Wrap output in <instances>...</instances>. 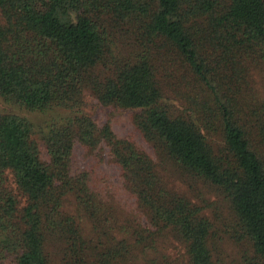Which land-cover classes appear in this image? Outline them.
<instances>
[{"label":"trees","instance_id":"1","mask_svg":"<svg viewBox=\"0 0 264 264\" xmlns=\"http://www.w3.org/2000/svg\"><path fill=\"white\" fill-rule=\"evenodd\" d=\"M173 55L194 95L170 102L159 66L173 78ZM263 75L264 0H0V98L44 116L0 112V264H179L159 249L168 234L185 264H264ZM85 91L132 111L163 169L209 185L227 223L84 113ZM74 143L105 148L142 221L117 224L72 166ZM225 240L236 258L217 251Z\"/></svg>","mask_w":264,"mask_h":264},{"label":"rangeland","instance_id":"2","mask_svg":"<svg viewBox=\"0 0 264 264\" xmlns=\"http://www.w3.org/2000/svg\"><path fill=\"white\" fill-rule=\"evenodd\" d=\"M168 51H170V49H168ZM173 58L176 62L175 65L178 66L179 69L176 72V75L172 78L167 76L166 71H162L164 67L160 65V76H164L163 78H160V86L162 90L166 92L167 97L170 98V102H172L175 97L186 98L189 96L192 98L194 94L188 95V91H186V87L184 86L185 82L187 83L190 81L189 74L183 64H181L182 62L180 63L177 56L173 55ZM255 79L257 80L256 77ZM82 110L84 113L88 114L96 124L100 125L103 122H107L115 136L118 138L129 139L136 147L144 151L156 164L157 172L163 175V178H165L164 180L169 185H172L176 192L185 194L191 201L193 200L206 205L203 210L215 223H227V220L225 219H228L229 216L227 217V210L221 201V196H219L209 185L205 182L197 184L194 178L187 176L175 165L173 166L168 163L167 168L169 169H163L162 163L160 164L156 152L152 149L149 143L142 139L141 135L132 124V111L121 108L102 107L88 91H85L83 95ZM0 112L14 113L34 121H43L44 118L42 114L30 112L15 105L4 103L1 98ZM58 113L66 112L63 110H56L54 112V114ZM46 115L48 116V114ZM39 151L40 158L45 160L46 156L42 145L39 146ZM71 164L76 169L88 172L89 187L94 192L100 194V197L103 198L108 205L114 203V207L117 208V224H120V221L124 217L132 216L134 213L138 217V221L143 220L144 215L140 214L131 195H129L128 191L124 188L119 171L103 146L88 148L74 143L71 152ZM7 184L9 187L12 186V183L9 180H7ZM212 200L218 201L216 204L211 203V205H209V202ZM162 237L159 240V249L169 255L172 260L177 261L179 264H185L183 245L173 238V235L168 234L166 237ZM220 250L226 252L228 256L236 258L239 247L230 241L225 240L221 243V246H219L217 251Z\"/></svg>","mask_w":264,"mask_h":264}]
</instances>
